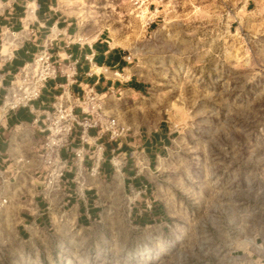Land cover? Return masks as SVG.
<instances>
[{
  "label": "rangeland",
  "instance_id": "374dc122",
  "mask_svg": "<svg viewBox=\"0 0 264 264\" xmlns=\"http://www.w3.org/2000/svg\"><path fill=\"white\" fill-rule=\"evenodd\" d=\"M73 1L137 57L148 89L128 106L154 104L180 133L150 199L117 183L93 225L23 236L11 215L0 264H228L227 248L264 247V0H163L150 27L127 0Z\"/></svg>",
  "mask_w": 264,
  "mask_h": 264
},
{
  "label": "crops",
  "instance_id": "0c3cea01",
  "mask_svg": "<svg viewBox=\"0 0 264 264\" xmlns=\"http://www.w3.org/2000/svg\"><path fill=\"white\" fill-rule=\"evenodd\" d=\"M27 7L32 8L31 15ZM82 13V6L73 0H0V104L13 77L46 46L48 33L53 28L58 33L48 47L53 59L78 62L75 83L70 90L80 95L86 86H92L104 97L109 112L129 128L118 143L109 142L106 137L99 141L105 150L104 162L97 178H86L85 188L72 181V150L80 145L75 133L70 149L60 152L68 166L63 178L67 184L44 201L43 168L38 160L44 138L41 130L65 79L58 76L48 81L38 100L6 116L0 128V200L6 199L7 204L0 209V221L4 223L17 214L18 232L22 236L57 227L81 229L93 225L101 218V197L108 196L109 189L117 183L125 196L143 202L150 199L163 160L170 157L172 144L180 133L169 120L159 119L154 104L143 105L136 111L128 106L129 97H141L142 102L146 98L148 87L138 71L139 61L123 48L112 45L99 20ZM127 54L131 55V60H127ZM116 103L125 106V111L121 109L118 113L112 105ZM94 135L95 131H90V136ZM113 148L126 157L120 173L113 171L109 161ZM84 164L90 165L88 158ZM142 210L145 214L135 213L140 221L160 216L157 208ZM262 219L260 232L264 233V217ZM248 249L241 258L235 254L237 249L227 248L223 262L264 264L261 244L255 241Z\"/></svg>",
  "mask_w": 264,
  "mask_h": 264
},
{
  "label": "built area",
  "instance_id": "2783aa9c",
  "mask_svg": "<svg viewBox=\"0 0 264 264\" xmlns=\"http://www.w3.org/2000/svg\"><path fill=\"white\" fill-rule=\"evenodd\" d=\"M127 1L136 15L143 17L145 25L149 26L154 22V15L158 12L163 0ZM27 13L31 15L32 8L27 7ZM57 36L56 30L51 28L46 46L13 77L0 104L1 128L7 115L20 108H26L38 100L48 81L58 76L65 79V84L61 85V92L55 99L52 111L44 118V127L41 130L44 138L38 160L43 168L42 198L44 201H48L53 192L62 190L67 184V180L63 178L68 166L60 156V152L70 149L75 133L80 145L72 150L74 157L72 181L79 187L85 188L86 178H97L104 162L105 150L99 141L106 137L109 142L118 143L129 131V128L117 116L109 112L105 107L104 97L92 86H86L80 95L70 90V86L75 83L78 62L70 59L63 61L60 58L53 59L48 47ZM6 54L5 57H7ZM126 58L131 60V55L127 54ZM89 61L95 69L96 66L92 60ZM92 130L95 131L94 136H90ZM86 158L90 161L88 167L84 164ZM109 161L113 171L120 173L126 163V157L113 148ZM5 204L7 200L2 198L0 209ZM147 207L150 208V206Z\"/></svg>",
  "mask_w": 264,
  "mask_h": 264
}]
</instances>
